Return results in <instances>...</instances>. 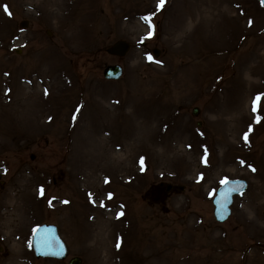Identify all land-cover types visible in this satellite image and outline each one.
Listing matches in <instances>:
<instances>
[{
	"label": "rangeland",
	"instance_id": "1",
	"mask_svg": "<svg viewBox=\"0 0 264 264\" xmlns=\"http://www.w3.org/2000/svg\"><path fill=\"white\" fill-rule=\"evenodd\" d=\"M159 5L0 0V264H264V7ZM120 39L127 55L107 56ZM237 178L218 224L212 199ZM43 223L64 261L34 257Z\"/></svg>",
	"mask_w": 264,
	"mask_h": 264
},
{
	"label": "water",
	"instance_id": "2",
	"mask_svg": "<svg viewBox=\"0 0 264 264\" xmlns=\"http://www.w3.org/2000/svg\"><path fill=\"white\" fill-rule=\"evenodd\" d=\"M264 5V0H261ZM23 27L25 25H22ZM127 43L119 41L115 43L111 48L107 49V53L110 55H116L122 57L129 50ZM104 77L106 79L117 80L121 75V69L118 66H108L105 68ZM198 110L194 109L193 115H197ZM247 185L243 181H230V183H224L216 193L213 199L214 205V219L217 222L222 223L227 220L230 215L229 207L232 203V198L235 195L242 193L246 189ZM170 189L182 190L181 187L167 186V191ZM32 249L35 258H53L57 260L65 259L67 251L63 242L58 237L56 228L54 226H40L32 239ZM68 264H81L79 258H73Z\"/></svg>",
	"mask_w": 264,
	"mask_h": 264
},
{
	"label": "bare ground",
	"instance_id": "3",
	"mask_svg": "<svg viewBox=\"0 0 264 264\" xmlns=\"http://www.w3.org/2000/svg\"><path fill=\"white\" fill-rule=\"evenodd\" d=\"M200 17H201V19H203L202 18V16L201 15H199ZM25 101V100H24ZM21 102V103H14V104H12V105H14V107L15 108H20L21 107V105H22V103H24L25 104V102ZM23 104V105H24ZM23 107V106H22ZM234 124H235V122H233ZM234 132V133H233ZM232 133H233V137H235V135H236V137H238V136H242V138L240 139V141H243L244 142V139H245V135H247V138H249V134H247L246 133V131L244 130V131H240V129L236 126V128H235V130H233L232 131ZM144 140H148V141H150V138L149 137H146ZM245 143V142H244ZM230 145V144H229ZM228 145V146H229ZM117 149V148H116ZM259 196H260V198L262 197V198H264V191H260L259 192ZM251 209L253 208V207H250Z\"/></svg>",
	"mask_w": 264,
	"mask_h": 264
},
{
	"label": "snow or ice",
	"instance_id": "4",
	"mask_svg": "<svg viewBox=\"0 0 264 264\" xmlns=\"http://www.w3.org/2000/svg\"><path fill=\"white\" fill-rule=\"evenodd\" d=\"M163 4H164V0H160V5L159 6H163ZM4 10H5V12L7 14L11 15L6 5L4 6ZM143 19H144L145 23L148 24L149 25V28L151 29L152 28V25L150 23V18L149 17H144ZM151 34L152 33L149 32V36H151ZM149 59H151V58H149ZM245 139H247V136H245ZM222 183H225L226 184V183H230V181H222Z\"/></svg>",
	"mask_w": 264,
	"mask_h": 264
}]
</instances>
